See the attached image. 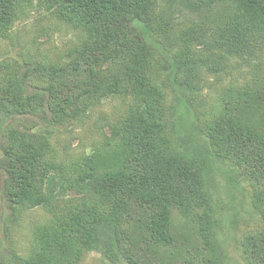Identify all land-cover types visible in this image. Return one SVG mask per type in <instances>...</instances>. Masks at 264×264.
<instances>
[{
    "label": "trees",
    "instance_id": "1",
    "mask_svg": "<svg viewBox=\"0 0 264 264\" xmlns=\"http://www.w3.org/2000/svg\"><path fill=\"white\" fill-rule=\"evenodd\" d=\"M182 1L200 19L179 31L159 0H0V38L37 8L73 37L56 59L0 64L4 194L15 211L49 215L0 264H84L94 252L105 264H224L210 158L191 149L181 112L171 120L181 87L210 153L246 182L260 219L240 251L264 264V0ZM242 62L255 69L240 80ZM206 72L223 87L201 105ZM106 98L124 101L109 133L64 158L59 131ZM19 116L43 124L5 125Z\"/></svg>",
    "mask_w": 264,
    "mask_h": 264
},
{
    "label": "rangeland",
    "instance_id": "2",
    "mask_svg": "<svg viewBox=\"0 0 264 264\" xmlns=\"http://www.w3.org/2000/svg\"><path fill=\"white\" fill-rule=\"evenodd\" d=\"M159 2L168 7L170 13L178 15L176 22L179 31L185 27V24L200 19L182 0H159ZM208 21L210 23V20ZM72 38L69 29L57 23L51 14L38 8L33 9L30 16L16 24L14 32L9 37L0 38V64L13 59H17L20 63L27 61L26 59L35 63L36 60L39 61L47 56L56 59L70 46ZM254 69L253 65L242 62L241 65L234 66L232 76L242 80L247 78ZM204 75L212 83H209L208 80L202 83L201 89L204 92H211L206 94V97H200L201 105L206 103L202 98L210 100L223 87L214 85L211 74L206 72ZM230 78L231 76L228 77V79ZM27 88L28 92L34 90L32 87ZM186 94V89L183 87L171 89L168 99L172 110L171 120L178 119V114L181 112L184 116L182 121L184 133L190 136L191 149L200 151L199 153L210 158L212 166L207 175V184L211 198L217 204L221 215V221L216 227V238L221 243L223 263L247 264L240 251V242L244 233L259 221L260 216L253 209L244 179L236 172L231 171L226 163L210 153L207 139L201 134L196 121L182 99ZM123 105L124 101L120 99L106 98L97 105L90 116L72 125V128L68 129L69 132L65 129L60 130L58 135L61 137V143L69 145V149L63 153V155H67L64 158L77 157L82 149L98 143L104 132L109 133V125L119 117ZM202 110L204 111L206 108ZM7 124L18 125L21 128L33 127L36 130L43 123L36 116H19L15 119H8L5 125ZM2 144L0 137V157ZM6 180L7 173L0 167V254L4 258L13 252L21 253L27 250L31 244L34 228L49 216L48 211L42 208H25L15 211L4 194ZM84 264H105V262L101 253L94 252Z\"/></svg>",
    "mask_w": 264,
    "mask_h": 264
}]
</instances>
